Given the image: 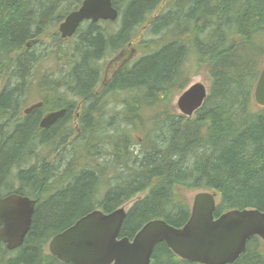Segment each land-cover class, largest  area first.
<instances>
[{"label":"trees","instance_id":"1","mask_svg":"<svg viewBox=\"0 0 264 264\" xmlns=\"http://www.w3.org/2000/svg\"><path fill=\"white\" fill-rule=\"evenodd\" d=\"M81 2L0 0V197L35 201L21 247L8 251L0 241V264H65L47 252L54 236L89 212L127 203L120 237L132 239L152 220L181 228L190 207L178 189L214 193L215 217L264 212V108L253 101L264 63V0H112L114 22H84L64 46L57 27ZM142 29L157 39L103 84L100 61L123 52ZM44 53L64 68L38 75ZM191 59L206 68L209 85L187 118L173 114L169 100L186 89ZM33 84L42 107L17 119ZM74 100L82 102L77 127L68 121ZM144 106L158 111L135 140ZM59 109L64 116L39 129ZM46 149L57 153L52 166ZM150 264L194 263L159 243ZM233 264H264V243L252 238Z\"/></svg>","mask_w":264,"mask_h":264},{"label":"water","instance_id":"2","mask_svg":"<svg viewBox=\"0 0 264 264\" xmlns=\"http://www.w3.org/2000/svg\"><path fill=\"white\" fill-rule=\"evenodd\" d=\"M117 18L112 0H82L58 25L57 33L62 40H67L85 21L114 22ZM206 96L203 84H192L178 96L176 108L182 116L192 117ZM253 101L257 107L264 108V63L254 87ZM41 107L42 103H35L24 114ZM65 112L62 109L46 114L39 128L48 129ZM215 208L214 193H197L184 226L176 228L163 220H154L145 224L132 239L119 236L125 209L110 213L94 210L54 236L47 245L48 252L65 264H150L154 248L164 243L177 258L190 263L233 264L246 252L252 238L257 237L264 243L263 211L231 210L215 217ZM34 209L35 201L26 196L0 197V241L8 251L23 244Z\"/></svg>","mask_w":264,"mask_h":264},{"label":"rangeland","instance_id":"3","mask_svg":"<svg viewBox=\"0 0 264 264\" xmlns=\"http://www.w3.org/2000/svg\"><path fill=\"white\" fill-rule=\"evenodd\" d=\"M157 12H158V10L156 11V13ZM111 28H115L116 29V25H113ZM144 31L145 30L142 29V30H139V32H137L138 33V38L137 39L135 38V40H133L128 45V47L123 51L121 57L118 56V59H117L118 61L115 60V59L117 58L116 56L120 52L116 53L112 57L107 56L102 61H100L101 62L100 65L102 66V68H103V66L106 67V65L108 64L107 67H106V70H107V72L108 71L110 72L112 66L116 67V65H118V64L120 65L123 62H128L132 58H134V57L136 58L139 54L142 53V51H144V50L146 51L147 50L146 40H148V41L156 40L157 37H152V36L149 35V33L147 34V32L145 33ZM45 41L48 42L47 39H45ZM71 42H72V38L64 40V46H66V44H70ZM45 54L48 55V53H44V55H43L44 59L39 63V67H38L39 73H38V75L40 74V76H41L44 73H52V72L56 73L61 68L62 69L64 68L63 64H61L60 61H58V62L52 61V60H50V57L45 55ZM112 59H114L116 62L114 61L115 63H112V65H109L112 62L111 61ZM186 68L190 70L191 75H190L188 84L186 85L185 88H187L188 86H190L192 84H195V83H201V84H203L206 87V89L208 91L209 78H208V75H207V72H206V68L204 66H202V67L198 68V70H197L196 67H194V65H193V60L192 59L188 60L186 62ZM103 75H104V73H103ZM5 84H6V77L5 76H0V91L2 90V88L4 87ZM96 91H100V88L96 89ZM180 91L182 92L183 90H180ZM180 91L175 92L174 95H172L170 97V100H169V109L172 111L173 114H176V115H181L179 113V111L177 110V108H176L177 98L181 94ZM69 96H71V95L69 94L68 96L66 95L65 97L68 98ZM41 97H42V92H40V90L38 89V86L36 84H33L30 87V90L28 91V93L24 95V99L22 100V103L20 105V110L17 113L18 116L16 115L17 119L22 118L23 111L27 107L37 103L40 100ZM118 97H122V95L119 94ZM74 101H75V104H76L75 106L76 107H75V109L71 108V110H70L71 111L70 118H69L68 121L72 122V124H74L77 127V123L79 121L78 120V116H79L78 113H80V107L82 105V102L78 101L76 103V100H74ZM52 104H53V102L51 100H49V101L47 100V105L46 106H48V107L50 105L53 106ZM141 109H142L141 113H142V116H143L142 119L144 121V124L142 126L143 128L138 129L136 131L135 130L133 131L132 136H133V138L135 140H139L140 138L143 137V135L145 134L144 130H146V128L149 129V130L152 129V125H150V123L153 121L155 113H157V112H155V110L158 111V108H156V107L155 108H148V107L146 108L144 106L143 108L141 107ZM190 118H193V116L190 117ZM103 120H105V118H103L102 121ZM69 141L71 142V140H69ZM134 143H136V142H134ZM136 147L138 149V146H136ZM44 151H42L41 154L46 155V161L48 162V165L52 166L55 162L58 161L57 153H52L51 154V151L48 150V149H46ZM102 192H103V188H102ZM200 192H203V191H201V190H191V189H178L179 195L187 203V205L189 207H191L193 197L197 193H200ZM208 192H211V191H208ZM144 194L138 195L137 197H141ZM137 197H135L132 200V202L135 199H137ZM216 201L218 202V197H216ZM130 206H131V203H127L123 207L127 211ZM46 249H47V252H48L47 246H46Z\"/></svg>","mask_w":264,"mask_h":264},{"label":"flooded vegetation","instance_id":"4","mask_svg":"<svg viewBox=\"0 0 264 264\" xmlns=\"http://www.w3.org/2000/svg\"><path fill=\"white\" fill-rule=\"evenodd\" d=\"M122 53L123 52H120L114 59L115 60H117L118 59V56H120L121 57V55H122ZM114 59H112L111 61V63L109 64V65H112V63H115L116 61L114 60ZM135 59V57L134 58H132L131 60H129L128 62H123L122 64H118V65H116V67H111V71L109 72H107V70L106 71H104V81H103V84H105L107 81H108V79H110V78H112L114 75H116V73L123 67V66H125L127 63H129V62H131L132 60H134ZM115 61V62H114ZM118 61V60H117ZM126 61V60H125ZM108 65V64H107ZM107 65H106V67H107ZM102 86H104V85H102ZM31 113V112H30ZM29 113V114H30ZM79 115H80V113H78ZM28 114H24L23 113V116L22 117H26ZM43 118V117H42ZM41 118V119H42ZM41 119L38 121V127H39V123H40V121H41ZM40 129V128H39ZM42 130V129H41Z\"/></svg>","mask_w":264,"mask_h":264},{"label":"bare ground","instance_id":"5","mask_svg":"<svg viewBox=\"0 0 264 264\" xmlns=\"http://www.w3.org/2000/svg\"><path fill=\"white\" fill-rule=\"evenodd\" d=\"M71 13V12H70ZM102 22V21H101ZM96 24V23H95ZM111 35V34H110ZM108 50V49H107ZM107 52V51H106ZM102 61V60H101ZM97 65V64H96ZM109 108H110V106H109ZM59 110H62V109H59ZM66 110V109H65ZM56 111H58V110H56ZM60 120V119H59ZM120 208H123V209H125L123 206L122 207H120ZM120 208H118V209H120ZM117 210V209H116ZM126 211V210H125ZM127 212V211H126ZM152 221H154V220H152ZM147 224V223H146Z\"/></svg>","mask_w":264,"mask_h":264}]
</instances>
